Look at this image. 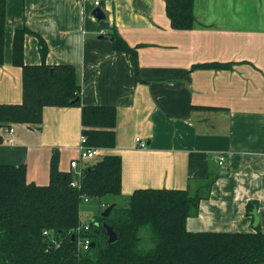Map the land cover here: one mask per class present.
Listing matches in <instances>:
<instances>
[{
    "label": "crops",
    "instance_id": "obj_1",
    "mask_svg": "<svg viewBox=\"0 0 264 264\" xmlns=\"http://www.w3.org/2000/svg\"><path fill=\"white\" fill-rule=\"evenodd\" d=\"M99 7L105 20L92 15L94 0H7L0 105L23 102V70L12 63V47L16 30L27 27L46 41L48 65L76 67L82 106L116 108V146L101 149V158H122V196L140 189L195 192L215 178L188 231L254 233L249 203L257 204L264 230V0H195L188 31L171 27L164 0ZM114 30L138 46L137 62L115 50ZM24 62L42 63L35 36L25 37ZM211 63L233 66L193 70ZM11 127L13 133L2 130L0 165H25L28 183L47 186L57 150L60 170L72 173L82 107H46L41 125Z\"/></svg>",
    "mask_w": 264,
    "mask_h": 264
},
{
    "label": "trees",
    "instance_id": "obj_2",
    "mask_svg": "<svg viewBox=\"0 0 264 264\" xmlns=\"http://www.w3.org/2000/svg\"><path fill=\"white\" fill-rule=\"evenodd\" d=\"M107 1L110 0H100V5ZM164 1L174 30L193 29L195 0ZM6 29L7 0H0V65L5 62ZM26 35L38 39L40 65L24 62ZM110 40L116 51L131 54L137 62L138 46L130 47L116 30ZM48 53V45L38 33L27 27L16 30L12 63L23 70V102L0 105V144L5 141L2 130L6 127L41 125L46 107H82V133L88 145L113 149L116 108L82 106L76 67L48 65ZM232 66L211 63L194 66L193 70ZM59 161L55 150L47 186L28 183L25 165H0V264H264V230L260 226L254 233L188 231V218L198 213L202 200L210 197L215 178L206 181L195 193L189 189L136 190L124 206L116 204L108 218H93L89 230L84 231L79 230L83 224V197L103 200L122 196V158L108 155L90 164L80 189L71 186L74 176L62 172ZM256 205L248 204L249 214ZM104 223L118 236V241L111 245L106 243ZM145 230L148 234L143 235ZM81 239L91 241L87 251L80 249Z\"/></svg>",
    "mask_w": 264,
    "mask_h": 264
},
{
    "label": "built area",
    "instance_id": "obj_3",
    "mask_svg": "<svg viewBox=\"0 0 264 264\" xmlns=\"http://www.w3.org/2000/svg\"><path fill=\"white\" fill-rule=\"evenodd\" d=\"M94 4L96 7L100 6V0H94ZM5 133H13L14 129L12 127H6L3 129ZM137 142L139 146L142 149L147 148V144L140 139H137ZM79 151V157L77 159H73L70 162V167L72 170V174L74 176L73 181L71 182V186L73 188L80 189L81 187V182L83 179V174L86 170V168L89 166L90 161H94L96 158L101 157V149L97 147H93L88 145V139L86 136H82L80 140V144L78 147ZM217 160L219 162L220 166H224L226 163V157L223 154H219L217 156ZM93 164V163H92ZM83 201L88 202L89 198L83 197ZM90 228L89 222L83 223L80 227L79 230H84L88 231ZM44 234H48V232H44ZM91 246V241L89 239H81L79 241V247L83 251H87Z\"/></svg>",
    "mask_w": 264,
    "mask_h": 264
},
{
    "label": "rangeland",
    "instance_id": "obj_4",
    "mask_svg": "<svg viewBox=\"0 0 264 264\" xmlns=\"http://www.w3.org/2000/svg\"><path fill=\"white\" fill-rule=\"evenodd\" d=\"M13 126V125H12ZM101 157L96 158L94 161H90L89 165L101 160ZM196 192V191H195ZM193 192V193H195ZM129 197L122 196V197H113L109 196L104 198L103 200L100 199H89L88 202L83 201L81 205V219L83 223H87L95 217L101 216L102 213L105 211L106 205L110 206L112 204H119L124 206ZM105 204V205H103ZM148 234L145 230L143 235Z\"/></svg>",
    "mask_w": 264,
    "mask_h": 264
},
{
    "label": "water",
    "instance_id": "obj_5",
    "mask_svg": "<svg viewBox=\"0 0 264 264\" xmlns=\"http://www.w3.org/2000/svg\"><path fill=\"white\" fill-rule=\"evenodd\" d=\"M92 15L99 21L101 20H105L106 19V15L103 11V9L101 7H96L93 12ZM116 204H112L110 205L103 213H102V217L103 218H108L112 212V210L115 208ZM252 216L254 217V227H258L259 223H260V218H259V214H258V208L255 207L252 211ZM104 228L107 231V236H108V240L106 241V243L108 245H111L115 242L118 241V236L116 234V232L114 231V229L109 226L107 223H104ZM73 240H75V235H72ZM92 247H95V244H92Z\"/></svg>",
    "mask_w": 264,
    "mask_h": 264
}]
</instances>
